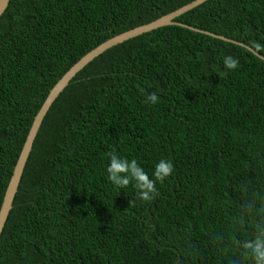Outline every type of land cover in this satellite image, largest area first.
Instances as JSON below:
<instances>
[{
    "label": "trees",
    "instance_id": "16d2710c",
    "mask_svg": "<svg viewBox=\"0 0 264 264\" xmlns=\"http://www.w3.org/2000/svg\"><path fill=\"white\" fill-rule=\"evenodd\" d=\"M193 1H10L0 18V209L63 76L106 41ZM175 22L264 56V0H209ZM151 93L156 104L145 103ZM109 151L152 179L161 159L174 171L145 202L132 184L108 180ZM260 232L264 61L174 25L106 51L58 97L1 235L0 264H255L242 245Z\"/></svg>",
    "mask_w": 264,
    "mask_h": 264
},
{
    "label": "water",
    "instance_id": "95a60500",
    "mask_svg": "<svg viewBox=\"0 0 264 264\" xmlns=\"http://www.w3.org/2000/svg\"><path fill=\"white\" fill-rule=\"evenodd\" d=\"M11 0H2L0 2V18L3 16V14L6 12ZM209 0H195L191 2L188 5L183 6L182 8L165 15L161 18H159L156 21H153L149 24H146L141 27H137L133 30L127 31L121 35H118L105 43L98 46L96 49L89 52L86 56H84L80 61H78L64 76L63 78L54 86V88L51 90L48 98L44 102L41 110L36 115L35 120L33 122L32 128L29 132V135L27 137V140L24 144L23 150L20 154V157L18 159V162L15 166V170L13 172L12 178L10 180V183L8 185L4 201L2 203L1 209H0V238L4 231L5 225L7 223V220L10 216L11 211L13 210L14 201L16 198V195L19 191V187L22 181V177L27 165V162L30 158L31 152L33 150L34 142L38 136V133L42 127V124L49 113L50 109L52 108L53 104L56 102L58 97L61 95V93L69 86L71 81L82 71L84 70L90 63H92L95 59H97L99 56L104 54L106 51L112 49L115 46H118L130 39H133L135 37H138L140 35H143L145 33L157 30L159 28L167 27V26H181L184 28H187L191 31L201 33L208 35L210 37L232 43L235 45H238L252 54H254L256 57L264 61V56L256 52L251 47L245 45L244 43L237 42L235 40L228 39L224 36L216 35L214 33L203 31L200 29H196L194 27L184 25L181 23L175 22V20L182 15L186 14L187 12L203 5Z\"/></svg>",
    "mask_w": 264,
    "mask_h": 264
},
{
    "label": "clouds",
    "instance_id": "9594fccd",
    "mask_svg": "<svg viewBox=\"0 0 264 264\" xmlns=\"http://www.w3.org/2000/svg\"><path fill=\"white\" fill-rule=\"evenodd\" d=\"M255 46L257 48L261 47L259 44ZM223 63L227 69L235 70L238 67L239 61L233 56L228 55L223 58ZM158 101V95L151 93L147 95L145 103L156 104ZM106 155L110 161L107 167L108 180L121 189L132 184L136 189L137 197L145 202L155 199L157 195L156 181L163 182L174 171V165L170 160L161 159L155 165L154 179H152L135 158L129 161L127 158L118 155L115 151H109ZM132 203L134 201H131ZM242 247L251 251L255 264H264V232H260L254 241H245Z\"/></svg>",
    "mask_w": 264,
    "mask_h": 264
},
{
    "label": "snow or ice",
    "instance_id": "6c2138e0",
    "mask_svg": "<svg viewBox=\"0 0 264 264\" xmlns=\"http://www.w3.org/2000/svg\"><path fill=\"white\" fill-rule=\"evenodd\" d=\"M0 2H2V0H0Z\"/></svg>",
    "mask_w": 264,
    "mask_h": 264
}]
</instances>
